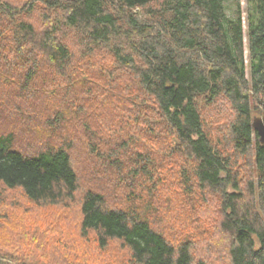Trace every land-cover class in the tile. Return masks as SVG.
<instances>
[{"label":"trees","instance_id":"obj_1","mask_svg":"<svg viewBox=\"0 0 264 264\" xmlns=\"http://www.w3.org/2000/svg\"><path fill=\"white\" fill-rule=\"evenodd\" d=\"M244 1L0 0V196L75 201L82 238L135 264H210L209 218L180 237L141 209L175 183L184 221L190 198L217 205L228 264H264V0Z\"/></svg>","mask_w":264,"mask_h":264},{"label":"rangeland","instance_id":"obj_2","mask_svg":"<svg viewBox=\"0 0 264 264\" xmlns=\"http://www.w3.org/2000/svg\"><path fill=\"white\" fill-rule=\"evenodd\" d=\"M244 4L245 1L242 0L243 9ZM232 8L231 3H227L228 14L231 13ZM242 15L243 23H245V13L243 12ZM248 57L245 37V71L247 77L249 76ZM261 113L254 110L252 121ZM206 124L210 132L215 134L214 127L216 124L211 122H206ZM80 176L83 178L84 170L80 171ZM80 184L84 189L85 180H81ZM174 186L175 183L172 187V194L165 192L163 195V192L159 191L158 199H154L152 202L149 199L156 197L155 191H149L146 194L143 191L142 202L140 201L141 209L145 210L144 213L148 215L150 221L164 230L167 235L171 234V229L180 237L186 234L184 230L187 226L189 234L193 235L189 228L191 222V225H194L195 222L209 218V223L212 225H209L208 235L195 238V255L205 257L204 254H206L209 257L211 254L212 262L210 264H228L226 255L221 251L225 243L227 245V238L219 234L214 228V223L219 217L217 205L209 203V206L203 207L205 205L203 204L195 210L197 200L190 198L185 206L193 215H186L187 220L184 221L185 214H180L181 211L172 202L176 194ZM121 190V192H115L116 195L111 194V191L108 190L110 193L108 194L110 196L108 202L110 204H113V199L116 197H120L124 201V190ZM0 197V213L6 212L5 216L0 217V249H12L11 251H13L14 248L15 252L17 250L16 258L24 257L20 264H80L78 259L81 256L87 259L89 264H135L131 261L126 247L118 242L112 241L105 248H98L96 243L92 242L91 237L90 242L86 241L84 237L82 238L79 234V208L75 201H62L56 205L29 206L25 198L10 190H4ZM147 202L152 205V209L147 207ZM123 204L124 202H122ZM164 206H167V209L162 208ZM177 216L180 218H176ZM6 263L16 264V261L11 259Z\"/></svg>","mask_w":264,"mask_h":264},{"label":"water","instance_id":"obj_3","mask_svg":"<svg viewBox=\"0 0 264 264\" xmlns=\"http://www.w3.org/2000/svg\"><path fill=\"white\" fill-rule=\"evenodd\" d=\"M252 127L258 135L259 141L264 144V107L261 115L253 119Z\"/></svg>","mask_w":264,"mask_h":264}]
</instances>
